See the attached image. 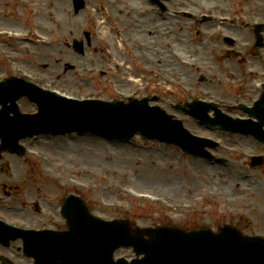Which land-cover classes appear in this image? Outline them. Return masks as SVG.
Listing matches in <instances>:
<instances>
[{
  "label": "rangeland",
  "instance_id": "374dc122",
  "mask_svg": "<svg viewBox=\"0 0 264 264\" xmlns=\"http://www.w3.org/2000/svg\"><path fill=\"white\" fill-rule=\"evenodd\" d=\"M174 1L181 8L192 11L196 7L204 10L202 5L210 4L225 11L244 12L247 9L244 10L243 6L248 4L255 6L257 11H264V0ZM25 2L30 7L24 6ZM85 2V8L75 15L71 0H0V28L31 29L30 37L33 39V32L37 31L54 40L49 45L36 41H0L6 58L12 60V65L26 67L42 76L44 81H40V85L51 82L78 97L115 100L122 96L114 93L113 86L118 91H128L148 84L150 91L140 90V94L133 96H158L159 100L150 104L181 119L192 132L219 140L221 146L213 153L226 161L216 163L194 158L177 147L138 136L127 144L76 134L22 140L25 146L39 151L41 157H47V182L35 175L39 171L38 166L32 170L24 159L8 153L4 155L6 169L10 176L16 173L14 168L20 170L17 182L29 177L27 184H21V190L27 186L31 193L41 186L48 188V227L65 228V222L59 215L61 200L66 194L74 193L88 203L94 214L104 219L125 218L140 227L170 224L214 230L220 225L231 224L246 235L264 237V164L251 169L247 160V154H264V146L252 138L199 124L172 106L173 103H182L189 95L181 90L177 81L193 86L199 97L220 103L233 104L256 97L254 94H237L240 89L249 91L243 83L244 76L237 70L227 73L231 70L225 66L224 76L230 80L217 86L208 80L199 82L200 75L205 74L204 69L192 70L191 73L174 56L178 51L183 57L191 58L201 49L199 43H211V38L219 43L215 23L199 25L184 17L161 15L146 0ZM167 7L174 10L173 0ZM105 9L111 14L105 13ZM103 20L111 32L108 36H103L99 28ZM239 37L241 41L236 50H241L242 43L251 42L246 32H240ZM73 39L83 43V54L73 50ZM230 67L235 68L232 64ZM94 69L109 72L94 74ZM154 70L163 74L164 80ZM11 74L19 76L6 67L5 59L0 55V81ZM224 76L221 78L226 82ZM114 80L117 86L110 85ZM205 89L212 94H200ZM172 90L174 92L169 93ZM17 103L21 112L36 110L35 104L25 97ZM72 180L80 185H74ZM129 190L157 195L170 207L162 202H140L131 196ZM115 254L131 256L128 249H119Z\"/></svg>",
  "mask_w": 264,
  "mask_h": 264
},
{
  "label": "water",
  "instance_id": "95a60500",
  "mask_svg": "<svg viewBox=\"0 0 264 264\" xmlns=\"http://www.w3.org/2000/svg\"><path fill=\"white\" fill-rule=\"evenodd\" d=\"M17 82L10 79L7 80L6 84H0V101L2 103H6V102H11L12 105H10L9 107H5L2 111H1V115H2V120L4 123L6 124H20L19 121V117L15 116L14 118H7L6 114H8L10 111L14 112L16 114V110L15 107L13 105V102L15 99H17L19 96L22 95V91H18L17 90ZM32 97V99L36 100L39 102V98L37 99L36 94L35 95H30ZM48 101H42L39 102L40 104V114L39 117L36 118L35 120L38 119V130H50L52 128H55L56 124H59L60 122L57 120V116L59 114H54L53 112H49L48 110L51 109V107L48 106L47 104ZM55 104V103H54ZM45 105V106H44ZM48 106V109H46ZM194 105H190L191 110L193 109ZM120 108H125L124 106H121ZM46 110L48 111V114L46 112ZM55 112L58 111V109H54ZM205 112V109H203L201 111V114L203 115V113ZM17 115V114H16ZM156 117L160 118L158 119V122L160 123V125L162 127H165L167 129L170 128L169 125H167V121L165 118H167V116L164 118L160 113H156ZM62 121H66L67 122V115L65 113V111L63 112V116L61 117ZM76 121H85L84 118L79 117ZM71 122V124H73L74 122ZM153 122L155 123V121L153 120ZM23 125H27V124H23ZM35 126V124H33ZM108 125V124H106ZM79 126V122L74 123L72 126H69L70 129H75ZM179 126V125H178ZM157 130L160 131V137L165 138L168 141L171 142H176L179 143V137L180 135L177 134L176 135H163L164 131L161 130L158 126H154ZM182 145L184 146L185 149H188V151H190L189 146L188 145H184L186 144L184 140H182ZM181 144V143H180ZM192 153H195L194 151H190ZM198 154H202V151L200 150L198 152ZM76 212L74 214V217L77 218H81V233H82V237L81 240L85 241V243L88 245H84V251L86 252V256H92V257H96V260L99 264H105V263H101L100 259L103 258L104 260L106 259V255L108 252V248L111 247L110 244L107 246V244H104L105 242L103 240H97L95 237H91L88 232H87V222L85 221L84 217H83V212L84 209L81 205L77 204L76 202H70L69 200L67 201V209L64 212V215L67 217H69V215L71 216L73 214V212ZM84 221L86 222V224H84ZM90 225V224H88ZM80 226V225H79ZM78 226V229H79ZM167 230L165 229H159V237L166 232ZM71 232H72V227H71ZM71 232L68 233H63L60 235V239H48V244L52 243V242H60L62 240L65 241L70 235ZM95 234H98L97 231H94ZM101 233H104L103 231ZM169 233V232H168ZM171 234V233H170ZM227 234V233H226ZM224 235V237L216 242L215 245H217L218 249L221 251H225L221 252L217 255H215L213 258L216 259V261L218 263H221L222 261L224 262H229L232 263V259H237L241 264H264V244L263 243H247L244 241H240L237 239V237L234 234H228V235ZM177 235V234H176ZM179 235V234H178ZM182 236V235H180ZM156 240H158V238ZM183 237V236H182ZM129 239V238H128ZM166 239V238H165ZM229 239V240H228ZM230 239H234L235 241H237L238 243H240V247H244V250L242 252H237V253H233V250L231 249L230 245H231V240ZM132 242H139V240L137 238L131 239ZM88 241V242H87ZM195 243H198V241L196 240H192ZM223 241V242H222ZM222 242V243H221ZM114 243V242H112ZM81 252L79 249H75L74 254L71 256V259L68 261V264H83V260L81 258ZM104 254V255H103ZM229 256H228V255Z\"/></svg>",
  "mask_w": 264,
  "mask_h": 264
},
{
  "label": "flooded vegetation",
  "instance_id": "af4514ba",
  "mask_svg": "<svg viewBox=\"0 0 264 264\" xmlns=\"http://www.w3.org/2000/svg\"><path fill=\"white\" fill-rule=\"evenodd\" d=\"M0 215L8 217L10 221H20V216H23L24 222H36V216L35 214H32L29 210L23 211V213L19 210H7L2 207H0ZM42 218V217H40ZM19 246V242L13 243V245L10 246L8 249V246H4L3 244L0 243V257L4 256L9 259H11L8 254L15 255V253H18L16 251V247ZM20 259V256H17ZM0 264L2 262L0 261Z\"/></svg>",
  "mask_w": 264,
  "mask_h": 264
},
{
  "label": "bare ground",
  "instance_id": "6f19581e",
  "mask_svg": "<svg viewBox=\"0 0 264 264\" xmlns=\"http://www.w3.org/2000/svg\"><path fill=\"white\" fill-rule=\"evenodd\" d=\"M105 24V21L103 23H99V28L101 29V32H102V35L103 36H108L111 32H109L107 29H106V26L104 25ZM103 25H104V28H103ZM152 35V34H151ZM107 38V37H106ZM84 138V137H83Z\"/></svg>",
  "mask_w": 264,
  "mask_h": 264
}]
</instances>
